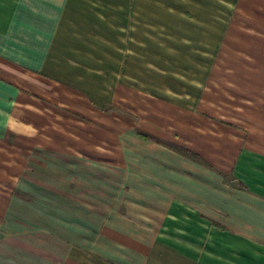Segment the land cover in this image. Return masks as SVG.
Here are the masks:
<instances>
[{
    "label": "crops",
    "instance_id": "0c3cea01",
    "mask_svg": "<svg viewBox=\"0 0 264 264\" xmlns=\"http://www.w3.org/2000/svg\"><path fill=\"white\" fill-rule=\"evenodd\" d=\"M0 264H264V0H0Z\"/></svg>",
    "mask_w": 264,
    "mask_h": 264
},
{
    "label": "rangeland",
    "instance_id": "374dc122",
    "mask_svg": "<svg viewBox=\"0 0 264 264\" xmlns=\"http://www.w3.org/2000/svg\"><path fill=\"white\" fill-rule=\"evenodd\" d=\"M15 136L14 135H11V133H10V135L8 136V140H7V143L9 144V145H11V144H13V141L15 140Z\"/></svg>",
    "mask_w": 264,
    "mask_h": 264
}]
</instances>
